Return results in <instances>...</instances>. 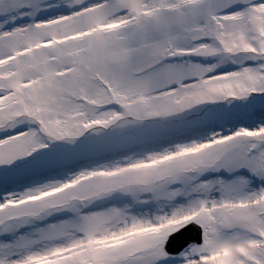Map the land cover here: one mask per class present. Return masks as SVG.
<instances>
[{"label": "snow or ice", "instance_id": "snow-or-ice-1", "mask_svg": "<svg viewBox=\"0 0 264 264\" xmlns=\"http://www.w3.org/2000/svg\"><path fill=\"white\" fill-rule=\"evenodd\" d=\"M0 264H264V0H0Z\"/></svg>", "mask_w": 264, "mask_h": 264}]
</instances>
